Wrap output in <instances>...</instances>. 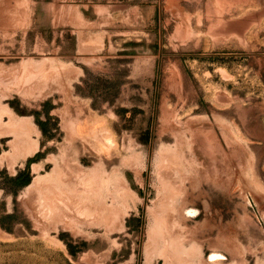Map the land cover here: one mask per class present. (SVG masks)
Returning a JSON list of instances; mask_svg holds the SVG:
<instances>
[{
  "label": "rangeland",
  "instance_id": "obj_1",
  "mask_svg": "<svg viewBox=\"0 0 264 264\" xmlns=\"http://www.w3.org/2000/svg\"><path fill=\"white\" fill-rule=\"evenodd\" d=\"M0 264H264V0H0Z\"/></svg>",
  "mask_w": 264,
  "mask_h": 264
},
{
  "label": "bare ground",
  "instance_id": "obj_2",
  "mask_svg": "<svg viewBox=\"0 0 264 264\" xmlns=\"http://www.w3.org/2000/svg\"><path fill=\"white\" fill-rule=\"evenodd\" d=\"M218 255H219V254H218ZM215 256H217V253H215V254L212 255V257H215Z\"/></svg>",
  "mask_w": 264,
  "mask_h": 264
}]
</instances>
